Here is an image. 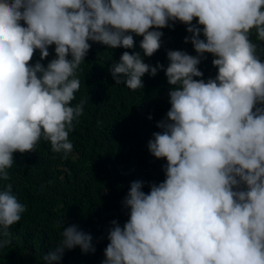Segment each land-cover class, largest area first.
Instances as JSON below:
<instances>
[{
	"label": "clouds",
	"instance_id": "obj_1",
	"mask_svg": "<svg viewBox=\"0 0 264 264\" xmlns=\"http://www.w3.org/2000/svg\"><path fill=\"white\" fill-rule=\"evenodd\" d=\"M179 23L196 54L164 46ZM252 29L264 41V0H0V244L26 207L12 171L48 151L46 140L54 152L72 151L73 122L83 126L96 102L90 69L135 93L163 68L170 107L147 149L165 159L164 179L147 192L144 181L130 182L128 219L110 222L101 264H264V59ZM89 41L107 45L106 55L80 68L84 97L70 103ZM49 45L55 57L46 65L28 63L36 50L48 56ZM205 53L215 77L194 79ZM156 54L166 67L149 64ZM61 235L44 264L75 246L95 250L75 224Z\"/></svg>",
	"mask_w": 264,
	"mask_h": 264
},
{
	"label": "trees",
	"instance_id": "obj_2",
	"mask_svg": "<svg viewBox=\"0 0 264 264\" xmlns=\"http://www.w3.org/2000/svg\"><path fill=\"white\" fill-rule=\"evenodd\" d=\"M179 24L165 36L164 46L196 54L191 41L184 40L191 33L186 31L185 24ZM200 36L203 38L202 33ZM249 39L257 44V52L264 59V41L258 39L255 29L250 31ZM89 44L75 73L80 87L70 103L84 97L80 68L91 66L95 60L100 63L96 58L106 55L107 45L94 41ZM47 47L48 56L41 59L36 50L28 63L40 60L46 65L55 57V45ZM155 56L157 59L152 62L147 58L149 64L155 66L159 62L167 66L161 54ZM212 59L211 53L204 54L197 65L203 75L194 79L206 81L215 77L217 69ZM155 74L154 83L128 93L130 89L123 82L115 83L113 78L111 82L102 67L96 65L90 69L86 87L92 90L96 102L90 105L83 126L73 122L68 136L72 151L54 152L46 140L48 151L41 148L40 153L28 159V169L12 171L14 186L24 194L20 202L26 207L20 220L9 226L10 242L0 244V264H44L43 256L54 249L62 239L63 228L71 224L91 235L95 250L82 251L79 246L65 249L61 260L52 264H101L109 242L110 222L115 219L122 226L128 219L123 197L130 182L144 181L142 190L147 192L148 182L164 179L165 159L154 157L147 149L151 134L160 131L156 121L165 118L170 107L162 79L164 69H158ZM124 116H127L126 124L120 127L118 121Z\"/></svg>",
	"mask_w": 264,
	"mask_h": 264
}]
</instances>
